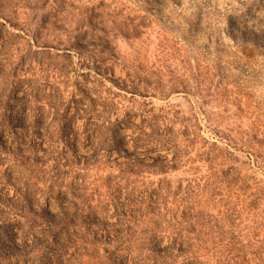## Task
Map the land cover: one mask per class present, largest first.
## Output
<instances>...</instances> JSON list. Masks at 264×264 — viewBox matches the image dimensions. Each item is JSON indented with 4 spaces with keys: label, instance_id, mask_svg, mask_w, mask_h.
<instances>
[{
    "label": "rangeland",
    "instance_id": "1",
    "mask_svg": "<svg viewBox=\"0 0 264 264\" xmlns=\"http://www.w3.org/2000/svg\"><path fill=\"white\" fill-rule=\"evenodd\" d=\"M0 264H264V0H0Z\"/></svg>",
    "mask_w": 264,
    "mask_h": 264
}]
</instances>
